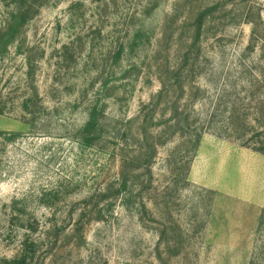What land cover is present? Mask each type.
I'll list each match as a JSON object with an SVG mask.
<instances>
[{"label":"rangeland","instance_id":"1","mask_svg":"<svg viewBox=\"0 0 264 264\" xmlns=\"http://www.w3.org/2000/svg\"><path fill=\"white\" fill-rule=\"evenodd\" d=\"M31 1L0 0V264L26 239L32 264H264V154L195 146L263 90L264 0Z\"/></svg>","mask_w":264,"mask_h":264},{"label":"trees","instance_id":"2","mask_svg":"<svg viewBox=\"0 0 264 264\" xmlns=\"http://www.w3.org/2000/svg\"><path fill=\"white\" fill-rule=\"evenodd\" d=\"M21 6L24 9L27 8L24 13V15H27L31 9L36 12L39 11V7L42 5H37L31 0H22ZM204 24L203 17L196 19L194 23V26L197 29V39L200 37ZM10 27L11 25H9L6 29L10 30ZM192 54L193 53H188L185 58L181 59V62L183 63L184 61L186 63L189 60L196 61V58L192 57ZM175 76V80H177L178 75L176 72ZM257 78L260 79L259 77ZM241 101L236 100L230 103L227 119L226 121H223L221 125L217 122L213 123L215 120L211 119L206 127L209 131H204L203 129L199 134H196V148L200 145L202 134L205 132H212L219 137L237 139L244 147L251 148L256 152L264 154V86L262 91L259 87L257 92L254 90V87L251 86L246 98L241 99ZM249 107H254L255 111L252 113L253 115H251V113H247ZM243 110H246V112H243ZM96 124L98 123L95 120H89L85 127V131H89L91 128L96 126ZM260 219L261 224H264V211L262 212ZM36 247L37 244L34 241L30 242V239H26L23 243L22 251L16 257L15 261L18 264H32L33 254H36Z\"/></svg>","mask_w":264,"mask_h":264},{"label":"crops","instance_id":"3","mask_svg":"<svg viewBox=\"0 0 264 264\" xmlns=\"http://www.w3.org/2000/svg\"><path fill=\"white\" fill-rule=\"evenodd\" d=\"M256 188L258 192L262 191V194H264V181L257 182ZM257 197V201L261 199V208H264V198H260L259 194L257 195Z\"/></svg>","mask_w":264,"mask_h":264}]
</instances>
